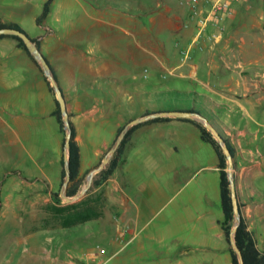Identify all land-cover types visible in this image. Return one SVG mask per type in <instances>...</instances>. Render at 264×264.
<instances>
[{
    "label": "crops",
    "instance_id": "0c3cea01",
    "mask_svg": "<svg viewBox=\"0 0 264 264\" xmlns=\"http://www.w3.org/2000/svg\"><path fill=\"white\" fill-rule=\"evenodd\" d=\"M132 1L116 0L107 5L113 10L112 16H96L87 10L91 23L78 38L47 24L48 16L43 23L36 21L42 30L30 34L39 38L66 97L80 145L81 174L97 163L84 165L83 145L93 152L90 159L99 161L110 143L104 138L98 145H90L96 114L104 111L101 102L113 103L106 96L117 100L124 89L122 64L138 63L143 48L147 52L144 62L153 65L160 76L168 71L189 77L197 85L170 88L179 93L181 101L176 105L129 116L121 114L114 132L132 118L154 111L188 109L206 115L235 148L234 176L241 214L263 249L264 187L260 179L264 176V34L252 37V33L264 31V16L253 14L255 0L233 1L222 26L206 28L203 49L193 46L190 58L183 60L181 53L177 59L168 54L160 36L168 30L170 37L183 40L185 47L194 37L197 21L188 0H181L184 4L178 10L166 5L147 11L139 0L134 10ZM129 2L131 9L127 10L124 7ZM202 4L206 6L204 0ZM141 12L151 20L150 14L156 12L169 18L166 25L149 26V31L155 33L148 38L150 45L140 39ZM117 28L132 35L135 32V40L123 42ZM217 32L220 35L215 39L209 37ZM20 48L21 56L0 57V163L24 173L31 182L47 177L52 187L64 167L63 136L53 114L56 93L44 71ZM152 48L158 49V56ZM156 117L140 122L133 130L108 179L116 237L107 238L111 254L105 264H233L231 243L222 225L216 149L203 139L191 118ZM46 127L53 136L50 149V143L44 140ZM48 168L55 169V176ZM120 229L122 241L117 240ZM49 257L40 253L39 264H49Z\"/></svg>",
    "mask_w": 264,
    "mask_h": 264
},
{
    "label": "rangeland",
    "instance_id": "374dc122",
    "mask_svg": "<svg viewBox=\"0 0 264 264\" xmlns=\"http://www.w3.org/2000/svg\"><path fill=\"white\" fill-rule=\"evenodd\" d=\"M44 1L0 0V17L5 21H18L30 34H35L38 30H42V27L36 22V17L41 13ZM112 2L116 3V0H53L47 24L70 31L71 37L78 38V35L85 33V26L87 27L91 23L87 10L96 16L107 17L113 13V10L107 6ZM121 2H125V0H121ZM139 2L141 8L145 7L146 11L152 8L163 9L162 7L166 5H170L171 9L178 10L180 5L184 4L181 0H139ZM130 3L129 7L125 6L124 8L130 10ZM132 3V8L137 10V0ZM253 14L256 17L264 16V0H255ZM150 16L154 21L149 16L142 15V12L140 16V39L145 45H150L148 38H152L155 34L154 31H149V26L152 23L166 25L169 21L168 17L158 12L150 14ZM117 29L123 42L135 40V32L132 35L131 32ZM257 34L263 35L264 31L257 29V31H253L252 37ZM170 36V31H162L160 40H165L168 54L170 53L177 59L185 45L183 40L176 41ZM211 36L215 39L214 35L209 34L210 38H212ZM192 39L186 46L191 43ZM18 47L16 38L12 36L0 37V57L3 55L21 56ZM203 47L197 46L200 50ZM20 49L23 54L29 55L24 48ZM152 50L156 56L159 55L157 48H152ZM146 58L147 52L141 48L138 63L128 61L122 64L125 70L122 72L124 89L123 92H119L117 100L106 96L105 92L103 93L108 97V101H113V103L101 102L104 111L96 114L94 141L90 144L92 147L98 145L104 138H108L110 143L107 150L109 149L117 136L114 126L121 114L129 116L138 114L145 109L151 110L176 105L181 101L178 97L179 93L176 90H169L170 88H194L196 83L189 77L174 76L168 71H165V76H160L161 73L153 65L144 62ZM41 70L43 71V69ZM125 73L129 74L128 78L124 75ZM101 114L103 115L101 116ZM60 130L64 143L65 129L62 130L60 127ZM51 136L52 131L50 132L46 127L44 140L50 143L48 149L52 145L51 138L53 136ZM107 150L97 161L90 159L93 152L83 145L82 162L84 165L97 162L95 164L97 166ZM92 168H87L82 173L85 176L82 186L86 183L87 173ZM48 170L52 176H55V169L48 168ZM51 178L53 179V177ZM108 179L99 185L92 183L81 197L68 201L61 192L62 176L51 187L47 177L39 179L36 183L31 182L30 177L20 173L17 169L4 168L1 162L0 264H39L40 253L50 254L49 264H105L111 254L107 238L116 237V214L114 203L109 199ZM260 182L264 187V176L261 177ZM57 192L60 197L56 194ZM79 213L83 216H79ZM117 240H123L121 229L118 232ZM262 242L263 240L260 238V243Z\"/></svg>",
    "mask_w": 264,
    "mask_h": 264
},
{
    "label": "trees",
    "instance_id": "16d2710c",
    "mask_svg": "<svg viewBox=\"0 0 264 264\" xmlns=\"http://www.w3.org/2000/svg\"><path fill=\"white\" fill-rule=\"evenodd\" d=\"M53 0H45L43 3V9L40 14L37 15L36 21L38 23H42V21L48 16L50 10H51V4ZM6 25H11L18 27L24 31H27L25 27L18 21L11 20V21H5L0 17V27L6 26ZM28 32V31H27ZM29 33V32H28ZM30 34V33H29ZM5 36H12L17 39V45L19 47L24 48L27 53L32 57V59L40 66V64L37 62V60L34 58V56L30 53L28 50L24 40L22 37L15 35V34H0V37H5ZM35 40H37L38 45L40 46V41L37 36H32ZM41 67V66H40ZM42 69V68H41ZM49 86L51 90L54 91L53 86L50 83V80L47 78L45 75ZM53 114L56 116L60 127L62 130H64V124H63V116H62V111L59 105V102L56 98V107L53 111ZM160 118H170V116H158L155 119H160ZM193 121L197 123L201 130V136L203 139L206 141H209L214 148L216 149L218 155H219V166H220V186H221V197H222V205H223V210H224V219L222 220V225L224 228V232L226 235L227 240L230 243V231L233 225V219H234V212H233V203H232V196H231V188H230V179L228 177V172H227V157L226 154L224 153L220 143L218 140L215 138L213 133L199 120L191 118ZM71 121V126H72V137H71V147H70V154H69V159H70V167H71V178L68 183L67 187V194L68 195H74L76 194L82 187V184L84 182L85 176L81 174L80 172V167H81V152H80V145L79 142L76 138L77 136V130L74 122ZM139 123L133 125L129 131L127 132L125 138L123 139L121 145L115 152L114 156L110 160V162L107 164V166L102 169L100 172H98L94 179H93V184L94 185H99L102 184L104 181H106L115 171L116 167L118 166L124 148L125 144L130 138L131 133L133 130L138 126ZM124 125L120 126L117 130V134L119 131L122 129ZM225 140L227 141L229 147L231 148V151L233 154L235 153V148L232 145V143L228 140V138L225 137ZM65 176V167H63L62 170V180ZM59 196V192L56 193ZM60 197V196H59ZM76 215V214H75ZM79 216H83L81 213L78 214ZM77 215V216H78ZM236 240L239 245V247L242 250L243 257L245 264H264V248L260 249L257 245L256 238L254 236V233L248 228V224L246 220L242 217V220L237 228L236 232ZM230 251L232 255V261L233 264H239L238 257L236 254L235 249L231 246L230 244Z\"/></svg>",
    "mask_w": 264,
    "mask_h": 264
},
{
    "label": "water",
    "instance_id": "95a60500",
    "mask_svg": "<svg viewBox=\"0 0 264 264\" xmlns=\"http://www.w3.org/2000/svg\"><path fill=\"white\" fill-rule=\"evenodd\" d=\"M0 34H15L23 38L28 50L30 53L34 56V58L37 60V62L40 64L41 68L43 69L45 75L50 80L51 85L54 88V91L56 93V98L59 102L62 116H63V124L65 129V140H64V167H65V176L62 183L61 192L62 195L68 200L72 201L79 197H81L84 193L87 192L89 187L93 183L94 176L97 172H100L102 169H104L107 164L110 162L112 157L114 156L115 152L121 145L123 139L125 138L127 132L129 129L144 120H147L149 118H153L156 116H177V117H188L193 118L201 121L215 136V138L220 143L224 153L227 157V172L228 177L230 179V188H231V196H232V203H233V212H234V219H233V225L230 231V243L231 246L235 249L239 264H245L243 253L241 248L239 247L237 240H236V232L237 228L242 220V214L241 209L239 205V199L237 195V189L235 184V176H234V170H235V158L234 154L231 151V148L229 147L227 141L225 140V137L221 134V132L218 130V128L210 121V119L202 114L199 111L196 110H188V109H173V110H162V111H154L150 112L135 118H132L128 122L124 124L122 129L117 134L116 138L114 139L112 145L109 147L105 155L103 156L101 162L89 170L86 176V183L82 186V188L74 195H68L67 194V187L68 183L71 178V167H70V147H71V137H72V126L70 121V114L67 108V102L66 97L64 95L63 89L61 85L58 82V79L55 75V71L47 59L46 55L43 53L41 47L38 45L37 40H35L27 31H24L18 27L6 25L0 27Z\"/></svg>",
    "mask_w": 264,
    "mask_h": 264
},
{
    "label": "built area",
    "instance_id": "2783aa9c",
    "mask_svg": "<svg viewBox=\"0 0 264 264\" xmlns=\"http://www.w3.org/2000/svg\"><path fill=\"white\" fill-rule=\"evenodd\" d=\"M203 0H188L191 6L192 16L197 21V31L191 41V43L182 48L181 58L186 60L191 56V50L193 46H201L202 36L209 25L222 26L223 20L228 16L231 10V4L233 1L238 0H204L206 6L202 4ZM220 35V32L214 34L216 38Z\"/></svg>",
    "mask_w": 264,
    "mask_h": 264
}]
</instances>
